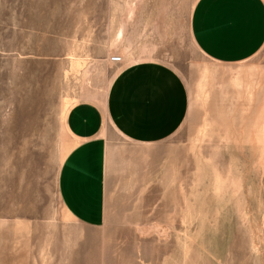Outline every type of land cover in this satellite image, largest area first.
<instances>
[{
	"label": "rangeland",
	"instance_id": "rangeland-1",
	"mask_svg": "<svg viewBox=\"0 0 264 264\" xmlns=\"http://www.w3.org/2000/svg\"><path fill=\"white\" fill-rule=\"evenodd\" d=\"M196 1L0 0V264H264V47L207 59ZM140 61L174 69L188 115L153 146L108 129L106 222L78 225L57 192L66 113Z\"/></svg>",
	"mask_w": 264,
	"mask_h": 264
},
{
	"label": "crops",
	"instance_id": "crops-1",
	"mask_svg": "<svg viewBox=\"0 0 264 264\" xmlns=\"http://www.w3.org/2000/svg\"><path fill=\"white\" fill-rule=\"evenodd\" d=\"M189 30L195 47L210 61H248L264 47V0H197ZM188 110L183 80L157 61L121 66L102 99L71 106L65 129L72 147L57 180L69 217L84 227L106 222L108 129L129 143L153 146L174 135Z\"/></svg>",
	"mask_w": 264,
	"mask_h": 264
},
{
	"label": "built area",
	"instance_id": "built-area-1",
	"mask_svg": "<svg viewBox=\"0 0 264 264\" xmlns=\"http://www.w3.org/2000/svg\"><path fill=\"white\" fill-rule=\"evenodd\" d=\"M110 62L113 64H120L122 63V59L120 57H111Z\"/></svg>",
	"mask_w": 264,
	"mask_h": 264
}]
</instances>
